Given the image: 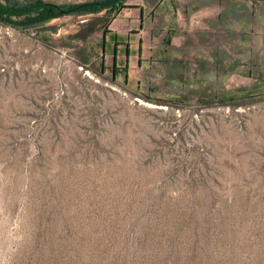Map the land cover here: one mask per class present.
<instances>
[{
    "label": "rangeland",
    "instance_id": "rangeland-1",
    "mask_svg": "<svg viewBox=\"0 0 264 264\" xmlns=\"http://www.w3.org/2000/svg\"><path fill=\"white\" fill-rule=\"evenodd\" d=\"M88 1L0 0V264H264V0L182 2L132 67L104 12L27 21Z\"/></svg>",
    "mask_w": 264,
    "mask_h": 264
},
{
    "label": "crops",
    "instance_id": "crops-1",
    "mask_svg": "<svg viewBox=\"0 0 264 264\" xmlns=\"http://www.w3.org/2000/svg\"><path fill=\"white\" fill-rule=\"evenodd\" d=\"M182 2L188 4L189 0H126L123 3L124 8L108 26V31L115 37L112 62L119 66L125 59V67H132V59L139 60L140 51L142 58L145 57V36L152 39L155 36L154 31L161 28L169 37V31L180 27V9L182 12L186 9L184 6L180 7ZM133 35L136 40H132ZM134 43L137 45L133 46ZM104 44L103 51H106L107 40ZM137 48L138 57L132 54ZM123 51L125 57L120 56Z\"/></svg>",
    "mask_w": 264,
    "mask_h": 264
},
{
    "label": "trees",
    "instance_id": "trees-1",
    "mask_svg": "<svg viewBox=\"0 0 264 264\" xmlns=\"http://www.w3.org/2000/svg\"><path fill=\"white\" fill-rule=\"evenodd\" d=\"M104 1H109V0H94L92 2H87V3L95 4ZM125 1L126 0H119L113 5H109L108 7L105 8H100L97 7L96 5L84 6V3L72 4L68 6H56V5L40 3L34 6V9L30 11L31 15L36 16V19L32 18L31 16H27L28 18L31 17L27 21L30 22L33 27L40 29L43 28L46 24H48L50 21L57 20L63 16H70V15L83 16V15H91V14H98L104 12L110 17L108 20V23H110L113 20V18L124 8L123 3ZM0 16L1 17L5 16L3 9H0ZM165 44L167 46L170 45V41H166Z\"/></svg>",
    "mask_w": 264,
    "mask_h": 264
},
{
    "label": "water",
    "instance_id": "water-1",
    "mask_svg": "<svg viewBox=\"0 0 264 264\" xmlns=\"http://www.w3.org/2000/svg\"><path fill=\"white\" fill-rule=\"evenodd\" d=\"M118 1L119 0H109V1L99 2V3H95V4L84 3V6L96 5L97 7L105 8V7H108L109 5H113L114 3L118 2ZM102 51H103V48H102Z\"/></svg>",
    "mask_w": 264,
    "mask_h": 264
},
{
    "label": "flooded vegetation",
    "instance_id": "flooded-vegetation-1",
    "mask_svg": "<svg viewBox=\"0 0 264 264\" xmlns=\"http://www.w3.org/2000/svg\"><path fill=\"white\" fill-rule=\"evenodd\" d=\"M104 47H105V44H104V42H102V48H103V50H104Z\"/></svg>",
    "mask_w": 264,
    "mask_h": 264
}]
</instances>
